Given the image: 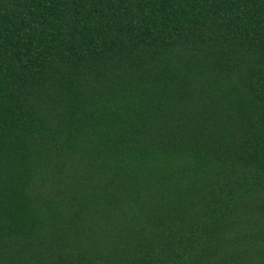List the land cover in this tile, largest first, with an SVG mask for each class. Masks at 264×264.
Wrapping results in <instances>:
<instances>
[{
	"label": "trees",
	"instance_id": "obj_1",
	"mask_svg": "<svg viewBox=\"0 0 264 264\" xmlns=\"http://www.w3.org/2000/svg\"><path fill=\"white\" fill-rule=\"evenodd\" d=\"M0 264H264V0H0Z\"/></svg>",
	"mask_w": 264,
	"mask_h": 264
}]
</instances>
